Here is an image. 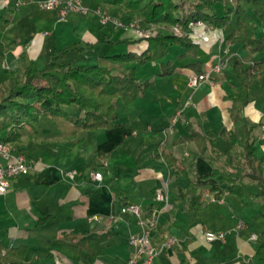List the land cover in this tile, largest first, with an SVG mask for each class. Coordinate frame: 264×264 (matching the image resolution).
Listing matches in <instances>:
<instances>
[{
  "label": "crops",
  "instance_id": "1",
  "mask_svg": "<svg viewBox=\"0 0 264 264\" xmlns=\"http://www.w3.org/2000/svg\"><path fill=\"white\" fill-rule=\"evenodd\" d=\"M242 1L246 7L249 0ZM10 3L0 0L1 88L19 81L30 64L37 69L47 64L55 44L60 46L57 50L76 40L80 45L91 44L87 51L66 55L73 66H81L74 63L80 57L95 64L98 57L112 55L104 53L110 45L143 44L133 43L138 40L133 32L110 23L98 29L103 40L89 34L80 39L76 21H59L56 12L42 14L33 5L13 10ZM5 11L9 16L2 17ZM106 13L124 23L130 20L107 9ZM24 23L41 24L48 31L33 36L24 28L15 31ZM234 31L232 16L224 28L230 64L212 75L211 83L189 88L188 80L195 75L189 65L200 62L201 70L208 71L217 61L216 45L212 47L216 54L207 64L198 51L196 58H181L182 49L171 46L169 51L177 47L180 66L171 59L162 62L168 55L154 62L161 68L154 78L145 80V91L131 104L119 100L122 114L116 102L118 125L81 131L70 139L45 120L37 129L26 127L9 145L13 155L23 156L29 173L13 179L7 192L0 194V243L22 248L21 264H129L133 249L128 239L141 234L137 218L125 210L131 205L143 216L156 215L150 244L158 253L152 264H264V196L247 179L239 193L228 191L222 164L210 160L211 151L231 148L229 96L235 90L245 100L236 106L253 126L254 155L264 156V74L241 83L231 67L234 58L244 67L264 62V53H248ZM53 36L55 41L50 40ZM70 54L76 55L71 62ZM137 71L136 80L145 82ZM192 133L205 139L206 151H200ZM71 170L76 172L72 180L66 176ZM94 172L101 174L100 181L91 178ZM158 191L167 194V204L155 200ZM239 221L246 228L233 231ZM204 230L226 232L225 240L206 242ZM252 234L256 240L250 239ZM167 238L174 245L163 247ZM65 243L78 246L79 252L72 254L75 261L63 253ZM134 264H143V258Z\"/></svg>",
  "mask_w": 264,
  "mask_h": 264
},
{
  "label": "trees",
  "instance_id": "2",
  "mask_svg": "<svg viewBox=\"0 0 264 264\" xmlns=\"http://www.w3.org/2000/svg\"><path fill=\"white\" fill-rule=\"evenodd\" d=\"M95 1L109 12L136 20L141 26L168 28L200 20L222 29L235 16L233 35L242 38L243 48L252 54L264 53V33L256 34V21L264 28V0H249L246 7L242 5V0L235 3L221 0V12L216 11L215 0ZM133 43H145V49L139 54L130 51L100 56L90 67L73 66L66 61L68 53H82L92 47L91 44L76 43L57 50L40 69L33 64L27 66L19 81L9 88L0 87V143L12 144L26 127L32 130L39 128L40 120L51 123L54 131L68 139L81 131L116 126L117 100L131 104L148 86L147 81L139 83L136 80L138 66L164 59L171 46L182 49L181 58H196L199 47L190 38L166 31ZM189 67L196 75L204 73L200 62ZM231 67L241 83L264 74V62L244 67L240 60L234 58ZM238 93L235 90L229 96L233 105L230 108L233 129L228 134L231 148L211 151L210 160L222 164L228 191L239 193L243 181L247 179L264 196V156L254 155L253 126L236 106L239 102L245 104ZM74 110L77 112L73 113ZM191 138L198 141L201 152L207 150L204 138L195 133ZM61 248L72 261L76 260L72 254L79 252L78 246L65 243ZM23 254L22 248H8L0 243V264H21Z\"/></svg>",
  "mask_w": 264,
  "mask_h": 264
},
{
  "label": "built area",
  "instance_id": "3",
  "mask_svg": "<svg viewBox=\"0 0 264 264\" xmlns=\"http://www.w3.org/2000/svg\"><path fill=\"white\" fill-rule=\"evenodd\" d=\"M6 3L14 2L15 6H19L22 0H5ZM80 3L77 0H38L37 6L41 10L50 11L56 9L58 11V17L60 19L66 18L68 13L73 10H77ZM100 17L102 25L110 23L114 28L122 29L124 31H131L135 33L137 38H148L153 36L155 32L151 28L144 30L140 27V24L136 22H131L128 24H122L117 18H112L108 16L107 13L101 14L97 11ZM186 27V28H184ZM184 29H187L186 32ZM172 34L177 36L186 35L195 44L203 43L205 45H212L216 43L217 46V61L211 66V68L200 74L193 75L188 80V87L191 89L197 88L203 82H212V75L220 74L229 63V49L224 46L225 35L224 28L216 29L212 25H208L203 21H189L185 26L175 24L171 29ZM224 46V47H223ZM12 147L9 144L0 143V194L4 195L10 186L13 179L26 176L29 173V167L25 163L23 156L13 155ZM76 172L71 170L66 172V176L69 179L75 177ZM91 178L95 181L101 180V174L99 172H94L91 174ZM155 200L167 204L168 196L163 191H158L155 195ZM125 210L132 213L138 221L141 227V234L138 236H130L128 239V244L132 247L133 253L129 260V264H134L137 260L143 258V264H152L154 257L157 255L158 250L156 247L150 244V232L155 228L157 224V218L154 213H150L148 216H143L140 209L137 206H127ZM96 220V218H93ZM246 225L239 221L233 231H238L245 229ZM202 236L205 238L206 242L219 241L223 242L225 240L226 232H213L210 230H204ZM256 235L252 234L250 236L251 240H256ZM174 240L167 238L163 247H170L174 245Z\"/></svg>",
  "mask_w": 264,
  "mask_h": 264
},
{
  "label": "rangeland",
  "instance_id": "4",
  "mask_svg": "<svg viewBox=\"0 0 264 264\" xmlns=\"http://www.w3.org/2000/svg\"><path fill=\"white\" fill-rule=\"evenodd\" d=\"M77 1H79V3H80L78 9L70 11L68 13V15L66 16V18H64V19H60L58 17V11L56 9H53L50 11L39 9L37 6L36 0H22V3L19 6H15L14 2H11L10 6L13 10H15V9H18V8L24 6V5H27V6L33 5L35 11L42 13V14H44V13L50 14L47 12H53L54 11V12H56L54 14H56L59 21H62V22L72 21L73 23H75V21H76V23H77L76 24L77 34L80 37V39L83 38V35L89 34L95 40H103V36H101L99 34L98 29L101 26L104 27V25L101 24L100 17L97 14V11H99L101 14L106 13L105 7L102 4H99L98 2H96L95 0H77ZM215 1H216V4H215L216 11L221 12V10H222L221 0H215ZM230 2L235 3V0H230ZM242 3L245 5L244 1H242ZM9 13H10L9 11H7V12L5 11V12H2L1 14H2V17H4V16H9ZM108 16L111 17V15H109V14H108ZM117 19L120 20L119 18H117ZM120 22L122 24H128L131 22L138 23L136 20H129L126 23H124V22H122V20H120ZM33 23H35V22H33ZM33 23L31 25L32 27H30V25L25 24V23L20 24L15 31L22 30L24 28V30L28 33L33 32L32 36L35 34L36 35L39 34L41 31H48V28H47V30H44V28H41V27H43V25H41V24L36 25ZM106 25H108V24H106ZM173 26L165 28V27H158V26L151 25L149 28H151V30H153V32H155L158 35L162 31H166V32L168 31V32L172 33L171 29ZM256 26H257V30H256L257 35L264 33V28H262L260 22L256 21ZM140 27H141V25H140ZM184 28H186V27H184ZM186 30L187 29H184L185 32H186ZM133 34L136 37L135 33H133ZM183 36L188 38L184 34H183ZM150 37H148V38H150ZM148 38H138V39H148ZM55 39H56V37L53 36L52 39H50V40L55 41ZM237 41L238 40H236L235 44L238 47L239 44L237 43ZM75 43L80 44L79 41H77V40L75 41ZM215 45H216V43H214V42L212 43V45L211 44L205 45L203 43L199 44L198 54H199L200 59H202L205 64H207V62H208L207 60H209L211 57L215 56V55H213V53L216 54V52H212V47ZM54 46L56 48L53 47V50H55V51H53L52 54H54L56 52V50L58 48H60V46H58L57 44H55ZM144 46H145V43L142 44V47H135L132 45H127L126 43L110 45L111 49L109 51H105L104 53H106V54H118V53H127L130 51L135 52V53H139L143 49ZM239 49H241V45L239 46ZM176 50H177V47L171 48L168 56L162 62H166V60L171 59L173 61V63L177 67H179L180 65L177 61L178 58H177ZM52 54H51V56H52ZM48 57L50 58V56H48ZM74 57H76L75 54H70L68 61L71 62ZM78 60H79L78 62H74V63H76L77 65H81L82 67H90V66L94 65L93 64L94 62H92L91 60L85 61V60H83V57H80V59H78ZM229 64H230V62H229ZM160 68H161V66L159 65V63H150L147 65L138 66L137 76L142 82L145 80H149V79L151 80L152 78H154V73L156 71L158 72ZM117 105H118L119 113L122 114V103L119 100L117 101ZM43 123L50 124L47 121H45Z\"/></svg>",
  "mask_w": 264,
  "mask_h": 264
}]
</instances>
